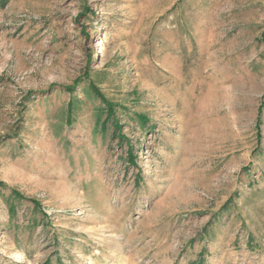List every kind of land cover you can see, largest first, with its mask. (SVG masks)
<instances>
[{
  "label": "rangeland",
  "instance_id": "rangeland-1",
  "mask_svg": "<svg viewBox=\"0 0 264 264\" xmlns=\"http://www.w3.org/2000/svg\"><path fill=\"white\" fill-rule=\"evenodd\" d=\"M0 264H264V0H0Z\"/></svg>",
  "mask_w": 264,
  "mask_h": 264
}]
</instances>
